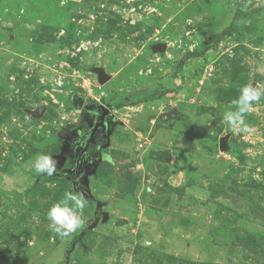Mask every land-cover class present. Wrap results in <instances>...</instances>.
I'll list each match as a JSON object with an SVG mask.
<instances>
[{"label": "rangeland", "instance_id": "1", "mask_svg": "<svg viewBox=\"0 0 264 264\" xmlns=\"http://www.w3.org/2000/svg\"><path fill=\"white\" fill-rule=\"evenodd\" d=\"M246 83L264 0H0V264H264V96L249 130L224 121ZM78 98L114 123L72 183ZM68 191L88 204L62 239L46 211Z\"/></svg>", "mask_w": 264, "mask_h": 264}, {"label": "clouds", "instance_id": "2", "mask_svg": "<svg viewBox=\"0 0 264 264\" xmlns=\"http://www.w3.org/2000/svg\"><path fill=\"white\" fill-rule=\"evenodd\" d=\"M104 94L101 92V95ZM262 96H264V90L259 86H253L252 83L241 85L237 98L231 102L235 110L224 114L225 123L233 129L239 125L240 130H249L244 117L253 110L255 104L259 103ZM103 158L110 162L109 156L103 155ZM56 164L53 157L45 153L38 154L34 159L37 174L53 175L57 170ZM87 204L88 200L83 192L68 191L62 198L49 205L46 211L49 228L62 239L70 237L83 227V211Z\"/></svg>", "mask_w": 264, "mask_h": 264}, {"label": "flooded vegetation", "instance_id": "3", "mask_svg": "<svg viewBox=\"0 0 264 264\" xmlns=\"http://www.w3.org/2000/svg\"><path fill=\"white\" fill-rule=\"evenodd\" d=\"M79 99H81L79 110L86 123V129L76 130L75 135L67 143L70 146L67 158L68 160L72 159L74 162L72 183L75 182L80 171L87 173L88 169L91 168L92 160H95L98 156V148L107 139L114 123L109 108L102 104L87 102L82 98H78L77 101Z\"/></svg>", "mask_w": 264, "mask_h": 264}, {"label": "water", "instance_id": "4", "mask_svg": "<svg viewBox=\"0 0 264 264\" xmlns=\"http://www.w3.org/2000/svg\"><path fill=\"white\" fill-rule=\"evenodd\" d=\"M155 50H163V46H155ZM92 70L96 74L97 80H98V82L100 84L106 82L109 79V77L105 74L103 68L97 67V68H93ZM76 102L77 103L74 106L78 107V108L81 107V99H79ZM43 111H44L43 107L38 108V110H36L35 112H32V115L34 117L39 116ZM219 146H220L221 149H225L226 148L224 138H222L220 140Z\"/></svg>", "mask_w": 264, "mask_h": 264}, {"label": "trees", "instance_id": "5", "mask_svg": "<svg viewBox=\"0 0 264 264\" xmlns=\"http://www.w3.org/2000/svg\"><path fill=\"white\" fill-rule=\"evenodd\" d=\"M187 57H188V54H186V55L184 56V58H187ZM154 97H156V96L145 97V98H142L141 101H147V100L153 99ZM177 189L179 190V192H178V196H179V197L183 196L182 188H181V187H178ZM218 194H219V195H221V194L224 195V192H218ZM211 198H212V194L210 195L209 199H211ZM256 211H257V215L260 217L262 223L264 224V213H263V211H262V210L260 211L259 209H257ZM67 251H68V250H67ZM66 255H67V252H66ZM66 259H67V256H65V259H64L63 262H58V263H56V264H64V262L67 261Z\"/></svg>", "mask_w": 264, "mask_h": 264}]
</instances>
